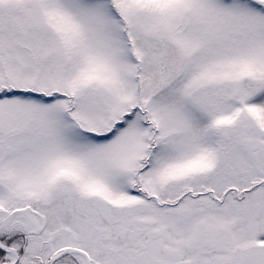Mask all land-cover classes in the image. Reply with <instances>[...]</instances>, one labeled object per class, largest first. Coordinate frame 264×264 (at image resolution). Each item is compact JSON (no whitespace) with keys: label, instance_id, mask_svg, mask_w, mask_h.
<instances>
[{"label":"snow or ice","instance_id":"snow-or-ice-1","mask_svg":"<svg viewBox=\"0 0 264 264\" xmlns=\"http://www.w3.org/2000/svg\"><path fill=\"white\" fill-rule=\"evenodd\" d=\"M0 264H264V0H0Z\"/></svg>","mask_w":264,"mask_h":264}]
</instances>
